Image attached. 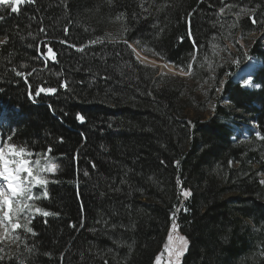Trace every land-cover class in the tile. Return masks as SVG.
<instances>
[{
	"label": "trees",
	"instance_id": "trees-1",
	"mask_svg": "<svg viewBox=\"0 0 264 264\" xmlns=\"http://www.w3.org/2000/svg\"><path fill=\"white\" fill-rule=\"evenodd\" d=\"M242 7L255 9L257 24L236 20ZM0 15L8 41L0 45V137L14 133L33 152L51 146L59 164L49 198L37 202L58 215H37L26 241L33 251L10 245L13 259L0 264H16L17 255L25 264H155L173 212L189 242L182 264H264V140L234 143L229 126L254 118L264 135V67L255 71L259 90L232 81L248 56L264 62L261 38L249 43L264 27V0H36L19 13L0 6ZM189 20L200 49L189 77H162L111 42L127 39L163 59L141 51L148 57L184 64L193 51ZM98 37L104 43L90 44ZM228 42L237 52L226 57ZM48 45L57 62L44 63ZM15 71L32 75L25 82ZM28 84L58 91L32 99Z\"/></svg>",
	"mask_w": 264,
	"mask_h": 264
},
{
	"label": "snow or ice",
	"instance_id": "snow-or-ice-1",
	"mask_svg": "<svg viewBox=\"0 0 264 264\" xmlns=\"http://www.w3.org/2000/svg\"><path fill=\"white\" fill-rule=\"evenodd\" d=\"M111 5L113 0H107ZM35 4L36 0H0V6H7L12 13H19L20 7L23 4ZM143 7V5H141ZM227 10H231L233 5L227 4ZM226 8L221 7L219 13L221 16L225 14ZM254 8H240V10L233 15L238 21L241 16H249L253 25L258 23L254 15ZM135 18V17H133ZM5 17L0 15V21L4 20ZM117 20H126V14L120 13ZM188 35L191 38L193 45V51L190 53V59L184 64H174L173 62H166L163 65H157L154 61L146 63L147 58L141 57L140 52L137 50L132 43H129L127 39L113 40L114 43H123L130 49L131 55H133L138 63L144 67H152L153 71L157 68H162L163 71L159 72L162 77L171 72L173 75L192 76L194 75V65L197 63V56L200 49L196 45L195 38L192 37L190 20ZM232 27H236L235 24ZM40 32H46V29L41 27ZM124 33H127V28L123 29ZM162 31V30H161ZM67 35L68 29H64ZM183 39V38H181ZM7 37L4 40H0V44L7 43ZM61 43H67V41H61ZM104 43V38L98 37L96 40L90 41V44ZM136 45H140V41H135ZM76 47V45H72ZM213 49H217L219 45L213 44ZM79 51L83 52L84 48H78ZM141 51L152 52L153 55L163 59L160 53L155 52L154 49L141 46ZM44 56V63L47 64L49 60L57 62V53L53 47L46 46V53ZM207 60L208 58L205 57ZM251 59L250 57L248 58ZM234 63L239 66L240 60L236 59ZM209 69H212V62L208 61L207 64ZM200 67H204L201 64ZM15 75L22 77L25 82L28 81V77L32 75L31 72L25 73L22 71H15ZM243 80L245 87L253 85L252 74L248 75V78ZM259 87V85H255ZM60 87L67 90L69 85L68 82L62 81ZM28 96L34 99L40 96L42 93L55 94L58 89L57 87L44 86L43 84L37 85L35 92L32 91L31 84H28ZM219 92L220 88H216ZM0 116L3 113L0 112ZM81 123L85 121V116L77 114L76 117ZM0 127H3V120L0 119ZM259 139L264 140V135L259 132L256 133ZM14 133L8 134L6 137H0V262L6 260H12L13 255L11 252H5V248L10 245H16L19 247L23 244L29 252L33 249L27 245V236H35V230L31 226L35 217L41 216L47 218L49 216L58 215V213H52L43 207L38 206L37 202L41 199L49 198L47 191V185L52 182L48 179V174H55L59 169V164L53 162L51 158L52 148L49 146L43 153L33 152L27 145H18L13 142ZM62 141V138H61ZM177 167L179 161L175 162ZM95 167V164L92 165ZM85 175H88L85 172ZM264 183V181H261ZM180 186V195L184 198L191 196L190 189H185L182 184L178 181ZM34 189H39V192H34ZM181 209H177L180 211ZM187 211V209H183ZM170 232L167 237V242L164 244V250L155 258V264H164L163 258L167 255V264H180L181 258L185 254L188 248L187 237L179 234V225L177 223L176 213L173 212L171 215ZM45 223L47 220L45 219ZM70 227L75 228V224H71ZM26 234V235H22ZM16 264H25V261L20 259L19 255L16 256Z\"/></svg>",
	"mask_w": 264,
	"mask_h": 264
},
{
	"label": "rangeland",
	"instance_id": "rangeland-1",
	"mask_svg": "<svg viewBox=\"0 0 264 264\" xmlns=\"http://www.w3.org/2000/svg\"><path fill=\"white\" fill-rule=\"evenodd\" d=\"M258 38H261V40H262V43H264V27L261 29V30H259L258 32H255V33H253L250 37H249V43H253L254 42V40L255 39H258ZM1 40V39H0ZM239 40H241L239 37L237 38V45L238 46H240V44L242 43H244V47H242V46H240L244 51H246V49H247V46H246V43H245V41L243 40V42L242 41H239ZM1 45V44H0ZM226 48H227V50H228V53H227V56L226 57H229L230 56V53H236L237 52V49L235 48V46H234V44L233 43H230V42H228L227 44H226ZM142 53V52H141ZM143 54V53H142ZM142 57V56H141ZM144 57H146L147 58V60H146V63H151V62H153V61H151L150 59H154V58H150V57H148V56H146V55H144ZM250 56H248L247 57V59L245 60V62L241 65V67H243L245 64H246V62H247V60H248V58H249ZM143 58V57H142ZM148 58H150V59H148ZM156 59V58H155ZM154 59V60H155ZM157 62H161V61H158L157 60ZM156 63V62H155ZM165 63V62H164ZM157 65H159V63H156ZM240 67V68H241ZM168 74H171V75H173L171 72H169ZM173 76H178V77H185V76H182V75H173ZM248 78V77H247ZM246 79V78H245ZM253 79V85H251V86H247V87H245L244 85H243V80L242 81H240L239 83H240V85L243 87V88H245V89H248V90H257L259 87H256L255 85H257L255 82H254V78H252ZM209 86V85H208ZM223 105H226V106H228L229 105V102H228V100L227 99H224V101H223ZM214 104H211L210 105V107L208 108V112L206 113L207 115L209 114V112H213V109H214ZM192 116H193V114H191ZM207 115H204L205 117H207ZM253 120H256V119H254L253 118ZM190 122V121H189ZM245 123H250V121H247V122H244V123H242L243 125L245 124ZM242 124L241 125H238V128L240 129V126H242ZM190 125L191 126H193V124H192V122H190ZM255 125V124H254ZM56 174V173H55ZM51 175H54V174H48V179L50 180V176ZM262 181H264V180H262ZM40 190L39 189H34V192H39ZM188 246H189V244H188ZM164 250V248L159 252V254L162 252ZM187 250H188V248H187ZM186 253H187V251L185 252V254L183 255V257L186 255ZM158 254V255H159ZM183 257L181 258V262H180V264H182V260H183ZM167 259H168V257H167V255H165L164 256V258H163V261H164V264H167Z\"/></svg>",
	"mask_w": 264,
	"mask_h": 264
},
{
	"label": "bare ground",
	"instance_id": "bare-ground-1",
	"mask_svg": "<svg viewBox=\"0 0 264 264\" xmlns=\"http://www.w3.org/2000/svg\"><path fill=\"white\" fill-rule=\"evenodd\" d=\"M139 52H140V55L142 57H144V54H142L141 51H139ZM150 58H148V59H150ZM150 60L151 61H154L156 63H159V65H163L164 64V62H157L156 59L155 60L154 59H150ZM259 64H260V61L255 60V59H252L250 62L246 63V65H244L243 67H241L236 72V74L234 75L235 76V81L236 82H240V81H242V78H244V79L247 78L249 74H252V76H253V74L257 70V68L260 67ZM244 140L246 141V138L243 137V136H241L240 137V142L241 141H244Z\"/></svg>",
	"mask_w": 264,
	"mask_h": 264
},
{
	"label": "water",
	"instance_id": "water-1",
	"mask_svg": "<svg viewBox=\"0 0 264 264\" xmlns=\"http://www.w3.org/2000/svg\"><path fill=\"white\" fill-rule=\"evenodd\" d=\"M158 69H159V72H160V71H163V69H162V68H158Z\"/></svg>",
	"mask_w": 264,
	"mask_h": 264
}]
</instances>
